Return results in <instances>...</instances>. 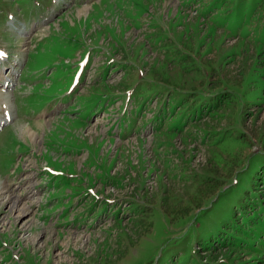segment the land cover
I'll return each instance as SVG.
<instances>
[{"label": "rangeland", "instance_id": "374dc122", "mask_svg": "<svg viewBox=\"0 0 264 264\" xmlns=\"http://www.w3.org/2000/svg\"><path fill=\"white\" fill-rule=\"evenodd\" d=\"M0 45V264H264V0H0Z\"/></svg>", "mask_w": 264, "mask_h": 264}, {"label": "trees", "instance_id": "16d2710c", "mask_svg": "<svg viewBox=\"0 0 264 264\" xmlns=\"http://www.w3.org/2000/svg\"><path fill=\"white\" fill-rule=\"evenodd\" d=\"M260 176H261V182L264 183V174H261ZM248 209L251 211V215H252L253 219L264 217V209L260 208L258 205H255V204L254 205H250L244 211L248 212L249 211Z\"/></svg>", "mask_w": 264, "mask_h": 264}, {"label": "bare ground", "instance_id": "6f19581e", "mask_svg": "<svg viewBox=\"0 0 264 264\" xmlns=\"http://www.w3.org/2000/svg\"><path fill=\"white\" fill-rule=\"evenodd\" d=\"M27 131V130H26ZM111 132V131H110ZM8 188H9V185H4L2 186L1 188V193H5V192H8ZM5 200H6V203L9 204L11 206V210L14 208V205H13V198L11 196H6L5 197ZM18 202V201H17ZM18 204V203H17Z\"/></svg>", "mask_w": 264, "mask_h": 264}, {"label": "snow or ice", "instance_id": "6c2138e0", "mask_svg": "<svg viewBox=\"0 0 264 264\" xmlns=\"http://www.w3.org/2000/svg\"><path fill=\"white\" fill-rule=\"evenodd\" d=\"M3 55H4V53L0 52V56H3Z\"/></svg>", "mask_w": 264, "mask_h": 264}]
</instances>
